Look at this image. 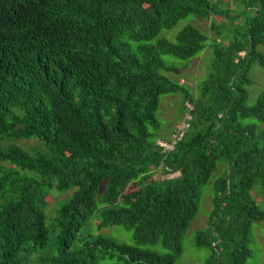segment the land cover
Instances as JSON below:
<instances>
[{
	"label": "trees",
	"instance_id": "1",
	"mask_svg": "<svg viewBox=\"0 0 264 264\" xmlns=\"http://www.w3.org/2000/svg\"><path fill=\"white\" fill-rule=\"evenodd\" d=\"M224 1L0 0V264H177L215 173L194 243L204 264H249L264 221L253 196L257 186L264 195V92L249 103L251 68L264 69V0H237L236 16ZM190 17L217 37L192 25L161 37ZM208 47L199 95L162 73L180 71L164 56L191 62ZM179 92L191 126L164 153L156 114L162 95ZM25 140L45 152L14 143ZM73 188L50 228L48 197ZM96 213L99 229L123 226L137 246L99 235L75 247ZM157 246L165 253L143 248Z\"/></svg>",
	"mask_w": 264,
	"mask_h": 264
},
{
	"label": "rangeland",
	"instance_id": "2",
	"mask_svg": "<svg viewBox=\"0 0 264 264\" xmlns=\"http://www.w3.org/2000/svg\"><path fill=\"white\" fill-rule=\"evenodd\" d=\"M219 2L220 0H214ZM225 10H229L234 16L238 15L242 10V4L237 0H225L221 3ZM219 25L224 22L229 23L225 20L224 16H219L214 18ZM241 24L244 23V17L239 21ZM192 25L199 28L201 31L209 34V36L216 38L215 32L211 31V21L198 20L196 18H187L179 22V24L170 31H164L161 37H166L171 41H174L177 34L182 31L186 26ZM236 37H241L238 32H235ZM225 44L228 43L226 40ZM259 52L264 54V46L258 48ZM168 67H177L180 71H163L162 73L166 75L169 79L174 82L180 83L186 86V88L195 96L200 93L201 83L208 78L211 72V65L214 59V53L212 47H208L199 56L193 59L191 62H184L175 59L170 56L163 57ZM250 78L252 84L249 87L250 91V104L256 103L258 97L264 92V69L258 64L253 65L250 71ZM190 115V110L185 103V96L182 92L175 94H165L160 98V106L157 111V119L160 123L158 130H153V142L160 141H171L176 128L186 122L188 116ZM19 146L23 147L25 150L31 152L34 150L44 151L43 145L37 140H28L14 142ZM2 164H0L1 166ZM8 166V165H3ZM225 165L220 167V170L224 169ZM177 175H170L169 178H175ZM219 173H215L210 182L202 188L201 190V207L200 212L191 225L188 234L186 235L183 246L184 252L181 258L178 259L177 264H204L208 258V251L199 250L195 243L194 238L198 231L205 229L208 226L210 215L214 204V186L216 180L218 179ZM151 177L157 178L156 172L151 174ZM135 190V187L131 186L129 191ZM76 188H73L63 194L59 191H53L48 197L49 207L46 211V221L47 225L52 228L53 219L55 213L60 209L68 200L73 196ZM253 196L257 204L263 208L264 207V195L262 193L261 187L257 186L253 192ZM99 213H96L91 220V224L82 232L80 240L77 242L75 247L82 246L87 239L90 237H96L103 235L109 237L116 241L117 243L126 244L129 246H137L134 235L132 231H128L123 226H111L105 229H99L98 223L100 222ZM52 237L55 235L52 233ZM144 249H150L152 251H157L158 253H165V249L162 246H157L154 248L143 247ZM252 257L249 260V264H264V221H256L253 225V237H252Z\"/></svg>",
	"mask_w": 264,
	"mask_h": 264
},
{
	"label": "built area",
	"instance_id": "3",
	"mask_svg": "<svg viewBox=\"0 0 264 264\" xmlns=\"http://www.w3.org/2000/svg\"><path fill=\"white\" fill-rule=\"evenodd\" d=\"M188 108L191 110L192 107L188 105ZM191 121H192V116L189 115L186 122H184L183 124L179 125L176 128V131L173 134L171 141L158 142V145L163 149L164 153H170L176 149V146L178 145V143L185 137L188 130L190 129Z\"/></svg>",
	"mask_w": 264,
	"mask_h": 264
}]
</instances>
